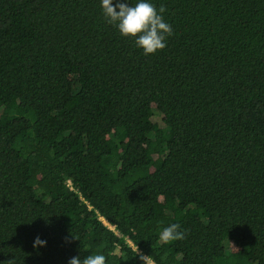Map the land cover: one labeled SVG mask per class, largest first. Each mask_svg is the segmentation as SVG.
Here are the masks:
<instances>
[{
    "label": "trees",
    "instance_id": "1",
    "mask_svg": "<svg viewBox=\"0 0 264 264\" xmlns=\"http://www.w3.org/2000/svg\"><path fill=\"white\" fill-rule=\"evenodd\" d=\"M150 2L0 0V264H264V0Z\"/></svg>",
    "mask_w": 264,
    "mask_h": 264
},
{
    "label": "clouds",
    "instance_id": "2",
    "mask_svg": "<svg viewBox=\"0 0 264 264\" xmlns=\"http://www.w3.org/2000/svg\"><path fill=\"white\" fill-rule=\"evenodd\" d=\"M102 9L108 23L116 26L121 35L135 38L136 46L142 48L145 55L163 50L166 47L167 37L173 34L171 25L165 22L161 15L166 8L161 5L157 10L150 0H138L135 5H131L126 0H116L115 3L113 0H102ZM180 229L178 223H172L163 228L159 239L164 243L185 239L186 231ZM45 244L46 241L39 237L34 242V246ZM137 254L143 264H151L150 256ZM68 264H106V257L102 254H90L83 259L75 256Z\"/></svg>",
    "mask_w": 264,
    "mask_h": 264
},
{
    "label": "rangeland",
    "instance_id": "3",
    "mask_svg": "<svg viewBox=\"0 0 264 264\" xmlns=\"http://www.w3.org/2000/svg\"><path fill=\"white\" fill-rule=\"evenodd\" d=\"M157 119L160 120V118H158V116H157Z\"/></svg>",
    "mask_w": 264,
    "mask_h": 264
}]
</instances>
